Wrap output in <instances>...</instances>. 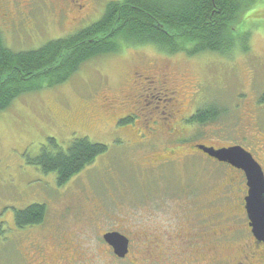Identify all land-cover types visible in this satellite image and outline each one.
Instances as JSON below:
<instances>
[{
    "label": "rangeland",
    "instance_id": "obj_1",
    "mask_svg": "<svg viewBox=\"0 0 264 264\" xmlns=\"http://www.w3.org/2000/svg\"><path fill=\"white\" fill-rule=\"evenodd\" d=\"M112 1L102 0V8L98 3L100 11L96 15L82 19L36 17L6 24L0 18V41L16 51L37 49L95 23ZM245 25L249 30L246 53L234 52L229 58L213 53L169 55L152 44L128 45L119 53L82 64L62 85L20 96L0 112V264H18L14 210L43 204L48 210L47 225H80L84 220L94 221L102 215H109L102 216L109 223L112 214L132 208L130 204L141 202L145 192L146 196L157 193L167 183V186L185 187L197 176L193 184L201 186L210 177L214 189L218 190L224 185L226 173L236 175L228 165L193 150L195 145L216 149L240 146L259 158L257 150L261 146L255 138L256 135L264 138V104L259 103L264 93V0L247 14ZM138 62L158 70L169 69L186 94L189 118L195 114V108L205 106H216L221 116L202 125L188 122L180 137L190 140L183 145H177L159 129L150 141L146 137V145L131 139L130 127L117 136L112 130L111 118L108 115L101 118L94 101L101 100V96L118 97L117 84ZM101 83L106 94H95ZM152 106L155 105L152 103ZM91 111L96 114L92 120L98 118L100 122L89 124ZM136 124L139 119L128 120L123 126ZM75 138L102 144L106 151L63 186L57 185L55 174H43L27 164L49 139L65 149ZM171 153L175 157L163 165L151 164L153 155L164 157ZM190 154L194 157H188ZM138 245L133 243L134 249L128 258L136 264L144 260L135 249ZM106 260L108 257L103 256L102 264H107Z\"/></svg>",
    "mask_w": 264,
    "mask_h": 264
},
{
    "label": "flooded vegetation",
    "instance_id": "obj_2",
    "mask_svg": "<svg viewBox=\"0 0 264 264\" xmlns=\"http://www.w3.org/2000/svg\"><path fill=\"white\" fill-rule=\"evenodd\" d=\"M101 2L0 0V18L6 24L36 17L82 19L99 12ZM98 3L100 10L97 9ZM123 77L116 86L120 92L118 97L101 96V100L94 101L98 104L100 117L108 115L111 118L112 130L117 136L130 127L131 139L135 138L144 145L146 137L151 139L158 129L173 138L177 145L190 140L180 137L190 119L186 94L182 93L180 83L168 68L158 70L145 62H138ZM99 88L95 94H106L102 83ZM188 94L193 92L188 91ZM197 110L195 108L194 113ZM89 115V124L101 121L98 118L92 120L96 116L92 111ZM133 119H139V124L124 128L123 125ZM255 141L261 148L257 150L259 158L252 157L264 175V138L256 135ZM196 146L192 147L193 150L211 159ZM153 156L150 160L155 166L175 157L172 153L164 157ZM229 168L236 175L226 173L224 185L218 190L214 189L210 177L205 178L201 186L193 184L197 176H193L185 187L167 186V183L157 193L146 196L145 192L141 202L130 204L132 208L118 209L121 211L112 214L109 223L102 218L109 215L73 226L70 223L47 225L46 218L37 225L17 226L14 223V238H18L19 248L17 263L102 264L103 256H107V264L120 261L136 264L128 258L134 249L133 243H140L135 247L144 259L140 264H264V238L255 237L246 208L249 196L246 176L241 170ZM58 227L61 229L56 233ZM108 233H116L127 240L128 251L123 258L118 257L104 240Z\"/></svg>",
    "mask_w": 264,
    "mask_h": 264
},
{
    "label": "trees",
    "instance_id": "obj_3",
    "mask_svg": "<svg viewBox=\"0 0 264 264\" xmlns=\"http://www.w3.org/2000/svg\"><path fill=\"white\" fill-rule=\"evenodd\" d=\"M262 0H114L102 17L62 39L37 49L16 51L0 41V112L20 96L67 82L87 61L119 53L128 45H154L169 55L213 53L230 57L249 51L245 21ZM238 27L242 28L238 30ZM264 104V93L259 98ZM216 106L197 110L189 123L218 120ZM106 146L75 138L64 149L55 140L41 147L27 164L55 174L59 187L92 164ZM43 204L14 210L17 226L37 225L47 216Z\"/></svg>",
    "mask_w": 264,
    "mask_h": 264
},
{
    "label": "water",
    "instance_id": "obj_4",
    "mask_svg": "<svg viewBox=\"0 0 264 264\" xmlns=\"http://www.w3.org/2000/svg\"><path fill=\"white\" fill-rule=\"evenodd\" d=\"M197 150L218 163L227 164L244 172L249 187L247 211L251 221L250 226L257 239L264 238V175L259 164L252 155L240 146L215 149L197 145ZM104 240L110 245L115 254L123 258L127 253V240L116 233H108Z\"/></svg>",
    "mask_w": 264,
    "mask_h": 264
}]
</instances>
